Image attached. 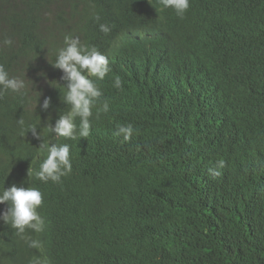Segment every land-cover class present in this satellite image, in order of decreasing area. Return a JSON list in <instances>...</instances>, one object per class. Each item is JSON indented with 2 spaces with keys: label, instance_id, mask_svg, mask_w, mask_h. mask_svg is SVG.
<instances>
[{
  "label": "trees",
  "instance_id": "obj_1",
  "mask_svg": "<svg viewBox=\"0 0 264 264\" xmlns=\"http://www.w3.org/2000/svg\"><path fill=\"white\" fill-rule=\"evenodd\" d=\"M77 1L0 0V64L10 75L18 66L28 72L52 66L69 35L66 11ZM121 1L101 0L107 21ZM134 1L140 6L138 26H147L145 58L170 56L189 65L185 87L210 79L223 101L220 129L205 132L172 115L176 105L199 113L177 79L164 80L160 92L141 59L121 60L112 73L130 88L121 102L135 106V118L120 124L133 125L131 139L110 131L72 142L73 168L106 175L108 197L94 201L100 190L95 185L68 195L55 223L43 231L44 249L36 256L47 255L49 264H96L105 252L125 250L137 256L136 264H264V52H257L264 47V0H190L183 18L159 0ZM46 13L56 21L52 28H60L58 36L41 27ZM10 92L0 97L8 102L7 108L0 103V133L22 135L36 125L46 138L45 124L23 108L28 100L17 97L10 105ZM41 111L55 121L52 101ZM23 157L9 153L10 165ZM1 160L0 181L11 183L17 170L2 167ZM219 160L226 165L213 179L208 169ZM55 224L72 238L63 257L52 237ZM107 231L119 238L95 240ZM8 234L0 220V264H30L3 240Z\"/></svg>",
  "mask_w": 264,
  "mask_h": 264
},
{
  "label": "clouds",
  "instance_id": "obj_2",
  "mask_svg": "<svg viewBox=\"0 0 264 264\" xmlns=\"http://www.w3.org/2000/svg\"><path fill=\"white\" fill-rule=\"evenodd\" d=\"M165 9H172L183 18L190 8V0H159ZM101 0H78L66 11L63 23L65 35L62 47L55 55L52 66L35 72L18 68L9 74L0 64V97L7 91L9 104L17 97L28 100L23 108L26 114L45 124L50 133L42 138L36 125H29L20 133H0L1 166L9 165L16 169L13 182L0 181V220L7 227L8 242L23 259L30 264H49L48 257L36 256L44 249V230L49 222L55 223L56 212L68 195L78 193L90 185L99 186L94 201L106 200L109 190V178L98 172L73 168L72 142L90 141L100 134L110 131L131 139L132 124H120L122 118L133 120L135 106L122 104V99L130 96L127 80L112 73V69L126 57L134 56L142 60L147 77H155V85L161 92L164 80L177 79L182 87L181 94L195 100L198 115L180 107L173 106L172 115L178 116L192 126L203 130H219L222 121L223 101L218 102L219 91L210 86V79L203 78L197 83L183 86L190 80L192 69L189 65L170 56L145 58L147 26H138L140 6L134 0H122L114 17L107 21L102 13ZM41 27L48 34L58 36L60 28H52L56 21L49 13L44 15ZM62 23V24H63ZM5 45L13 41L5 39ZM257 52L263 53L264 47ZM164 107L166 101L162 97ZM0 101L4 107L8 102ZM57 106V112L51 121L43 111ZM93 119L95 120L92 123ZM21 125L24 124L20 120ZM28 131L31 133L26 134ZM9 153H23V159L10 165ZM42 159V160H41ZM224 160L217 161L215 168L208 172L213 179L221 175ZM53 184H61L59 188ZM52 237L59 246V256L63 257L70 249L71 235L54 225ZM119 238L112 232L99 233L95 240L109 243ZM137 256L129 255L125 250H116L101 254L96 264H136Z\"/></svg>",
  "mask_w": 264,
  "mask_h": 264
},
{
  "label": "bare ground",
  "instance_id": "obj_3",
  "mask_svg": "<svg viewBox=\"0 0 264 264\" xmlns=\"http://www.w3.org/2000/svg\"><path fill=\"white\" fill-rule=\"evenodd\" d=\"M94 122H95V120L93 119L92 123H94Z\"/></svg>",
  "mask_w": 264,
  "mask_h": 264
}]
</instances>
